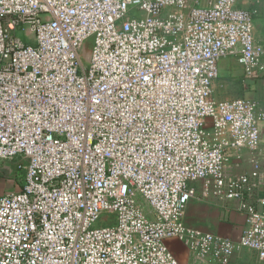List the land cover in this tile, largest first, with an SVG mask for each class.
I'll use <instances>...</instances> for the list:
<instances>
[{
    "label": "built area",
    "instance_id": "built-area-1",
    "mask_svg": "<svg viewBox=\"0 0 264 264\" xmlns=\"http://www.w3.org/2000/svg\"><path fill=\"white\" fill-rule=\"evenodd\" d=\"M244 1L0 0V160L18 159L0 264H182L170 238L202 264L264 260L261 164L227 169L260 150L264 109L213 89L223 58L264 72ZM210 197L240 201L239 239L186 222Z\"/></svg>",
    "mask_w": 264,
    "mask_h": 264
},
{
    "label": "crops",
    "instance_id": "crops-1",
    "mask_svg": "<svg viewBox=\"0 0 264 264\" xmlns=\"http://www.w3.org/2000/svg\"><path fill=\"white\" fill-rule=\"evenodd\" d=\"M242 4L247 8L256 10L253 19L254 36L257 41L264 42V0H245L244 2H242ZM221 73L223 74V101L238 97H244L257 101L259 103L260 108L264 109V72L249 76L246 74L244 67L238 62L236 57L230 56L223 58L220 61V75ZM215 83L216 81L214 82V84ZM232 89L234 90V92H230ZM260 128L262 136L260 150L256 153H251L247 149H243L238 153L230 151L228 154L227 169L230 173L233 174L250 173L253 169V157L255 156L256 158H258L261 164V172L263 174V179L260 180V184L255 190L246 194V199L250 203L254 204L256 208L261 211H264V204L260 202V198L264 197V122L260 123ZM15 189H18V187H15ZM11 190L13 189L9 190L4 187L3 183H0V194L9 192ZM214 200L217 202L219 201V203L223 204L222 221H219L218 223L216 222L211 227L205 221H198V223L195 222L197 224H200L202 227L189 224L187 221L186 222L191 226L201 227L208 231L221 234L225 237H230L235 240L239 239L247 226L246 213L240 208V201H222L217 198L210 197L202 201V203L205 202L203 205H206L208 204V201ZM205 208L206 207H204V209ZM247 252L253 255L251 264H264V260H258L256 251L250 249L238 250L230 258L229 262L232 258H237L241 256L242 253ZM190 255L193 256V259L189 257L188 260L183 261L181 263L202 264V262H200L195 257V255H192L191 252ZM177 256H179L180 258V253H177Z\"/></svg>",
    "mask_w": 264,
    "mask_h": 264
},
{
    "label": "rangeland",
    "instance_id": "rangeland-1",
    "mask_svg": "<svg viewBox=\"0 0 264 264\" xmlns=\"http://www.w3.org/2000/svg\"><path fill=\"white\" fill-rule=\"evenodd\" d=\"M214 97L217 101H223V74L219 76L214 84ZM230 92H234L232 89ZM18 159L14 160H0V183L4 184V187L7 189H14L16 187V180L14 179V168L16 169ZM22 170L17 167V170ZM205 203V202H204ZM202 200L197 199L192 200L187 212H186V221L189 224L201 226L197 224L198 221H205L210 227L213 226L216 222L222 221L223 219V204L219 201H208V204L203 205ZM204 207H206L204 209ZM203 210V211H202ZM197 222V223H195ZM97 225H105L104 222L98 221ZM202 227V226H201ZM168 247L176 254L180 253V258L177 256L181 262L188 260L190 257L193 259V256L190 255V252L186 249V246L182 241L175 238H170L166 240ZM193 255V254H192ZM235 258V257H234ZM232 258L228 264H251L253 255L249 252L242 253L241 256L237 258ZM190 260V259H189ZM184 264V263H183Z\"/></svg>",
    "mask_w": 264,
    "mask_h": 264
}]
</instances>
